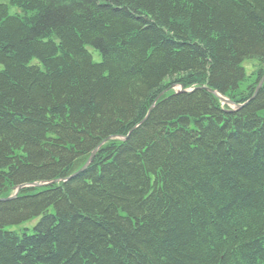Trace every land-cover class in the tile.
Wrapping results in <instances>:
<instances>
[{"label":"trees","instance_id":"16d2710c","mask_svg":"<svg viewBox=\"0 0 264 264\" xmlns=\"http://www.w3.org/2000/svg\"><path fill=\"white\" fill-rule=\"evenodd\" d=\"M263 76L264 0H0V264H264Z\"/></svg>","mask_w":264,"mask_h":264},{"label":"water","instance_id":"95a60500","mask_svg":"<svg viewBox=\"0 0 264 264\" xmlns=\"http://www.w3.org/2000/svg\"><path fill=\"white\" fill-rule=\"evenodd\" d=\"M263 79H264V76H263V77L261 78V80L259 81V84H258V86H257V89L259 88V86H260V84L262 83ZM257 89H256V90H257ZM180 91H182V87H180ZM221 99H223V98H221ZM227 103L232 104V102H231V101H228V100H227ZM95 151H96V149L92 151L90 157L87 159V161L85 162V164H84V165H83V166H82L77 172H75L73 175H71V176H69V177H67V178H65V179H68V178H70V177H73V176L76 175L77 173L83 171V170L87 167V165L90 163V160H91L93 154L95 153ZM40 185H41V184L36 183V182L29 183V184L19 185V186H17V188H16V192H15V194H16V193L18 192V190H19L21 187H23V186H40ZM13 197H14V195L11 196V197H8V198L0 199V200H9V199H12Z\"/></svg>","mask_w":264,"mask_h":264},{"label":"bare ground","instance_id":"6f19581e","mask_svg":"<svg viewBox=\"0 0 264 264\" xmlns=\"http://www.w3.org/2000/svg\"><path fill=\"white\" fill-rule=\"evenodd\" d=\"M259 84V83H258ZM211 93H213L216 97L218 96V95H221V94H219L218 92H216V91H214V90H212V89H209V88H207ZM218 98V97H217ZM218 100H219V102H220V104L221 105H227L231 110H235L236 108H239L240 106H241V104H237V103H234L232 100H229V99H225V98H223V99H220V98H218ZM227 100L228 101H231L232 102V104H229V103H227Z\"/></svg>","mask_w":264,"mask_h":264},{"label":"rangeland","instance_id":"374dc122","mask_svg":"<svg viewBox=\"0 0 264 264\" xmlns=\"http://www.w3.org/2000/svg\"><path fill=\"white\" fill-rule=\"evenodd\" d=\"M93 56H94V59L96 61H99L100 60V56L98 54H96V52L94 51L93 52ZM246 67H248V65L246 64ZM248 69V68H247ZM249 71V70H248ZM177 90H179V87L176 88Z\"/></svg>","mask_w":264,"mask_h":264}]
</instances>
